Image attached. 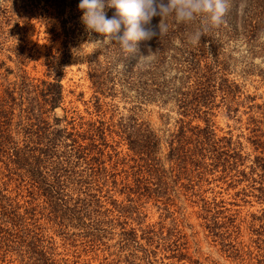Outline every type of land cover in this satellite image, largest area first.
Returning <instances> with one entry per match:
<instances>
[{
  "label": "rangeland",
  "instance_id": "374dc122",
  "mask_svg": "<svg viewBox=\"0 0 264 264\" xmlns=\"http://www.w3.org/2000/svg\"><path fill=\"white\" fill-rule=\"evenodd\" d=\"M79 3L0 0V84L11 85L16 75H26L33 82L52 80V70L60 76L62 99L46 114L50 121L52 117L98 118L95 105L99 101L101 110H115V120L125 116L149 128L159 138L160 146L145 148L154 151L164 167L160 175L166 172L165 190L133 194L134 202L126 216L117 212L108 218L101 215L96 240L84 236V226L75 225L73 219L61 229L58 222L62 220L46 211L36 214L32 223L36 225H30V229L41 232L43 244L51 243L56 257L69 264H264V237L259 240L262 237L257 234L264 233V218H253L264 210V197L260 195L264 174L249 168L256 155L264 158V146L252 142L257 138L264 141L260 110L241 105L230 116L225 106L218 104L210 116L217 137L232 136V140L242 142L243 163L237 170H243L246 177L236 170H225L221 159H214L233 151L227 146H189L206 157L200 164L190 158L179 163L168 146L169 134L178 127L177 106L173 98L160 103V97L150 92V84L145 81V71L158 53L163 57L158 72L168 78L181 75L177 69L183 68V61L192 58L213 63L217 52L224 62V76L253 98L248 104L264 106V0H225L226 13L218 27L207 24L203 17L191 25L176 24L168 18L167 32L159 35L160 17H153L149 27L157 35L138 42L131 53L122 51L115 40L107 43L102 34L87 30ZM115 11L105 0L106 17L112 18ZM255 23L259 24L256 31ZM197 29L205 35L193 45L188 37ZM123 31L121 25L118 34ZM149 48L152 51L148 53ZM147 54L155 59H146ZM251 115L256 122L249 121ZM195 124L204 123L195 119ZM116 150L125 160L117 165L109 163L108 184L100 194L104 208L110 206V194L117 203L129 204L131 191L124 186L137 182L140 163L132 160L133 151L126 145L116 146ZM122 230L134 233L127 246H123ZM29 241L25 237L4 243L9 247L0 244V264L28 263L25 245Z\"/></svg>",
  "mask_w": 264,
  "mask_h": 264
},
{
  "label": "trees",
  "instance_id": "16d2710c",
  "mask_svg": "<svg viewBox=\"0 0 264 264\" xmlns=\"http://www.w3.org/2000/svg\"><path fill=\"white\" fill-rule=\"evenodd\" d=\"M258 25L255 23L253 30L256 31ZM188 54L192 55L189 51ZM216 56L217 52L213 63L187 59L183 61V68L177 69L180 76L167 78L159 73L163 57L158 53L148 66L149 70L145 71L148 74L145 81L150 84V92L160 97V103L173 98L177 106L178 127L169 134L168 140L172 158L179 163L190 158L200 164L206 155L202 152L196 154L197 149L189 146H227L233 151L225 152L223 157L220 153L214 159L217 162L221 159L225 170H236L246 177L243 170H237L238 164L243 163L242 142L232 140V136L217 137L210 116L220 104L230 116L245 105L260 110L264 117V106L248 104L253 98L224 76V62ZM51 72L55 75L52 80L33 82L26 75H16L11 85L0 84V244L9 247L4 243L29 237L31 241L25 245L29 254L26 264H69L56 257L51 243L43 244L41 232L33 233L34 229H30V225H36L32 223L40 211L58 216L62 220L58 222L61 229L69 225L66 221L75 220V225L84 226V236L96 240L101 215L108 218L110 213L117 212L118 216H126L127 208H131L134 202L133 194L162 193L165 190L166 172L160 175L165 171L164 167L155 152L145 148L160 146L159 138L149 128H143L125 116L115 120V110H101L99 101L95 105L98 115L95 119L79 117L66 121L63 117H52L50 121L46 118L62 99L60 76L56 77L58 72ZM107 114L109 116L105 118ZM195 119L201 120L203 126L192 125ZM248 119L257 121L252 115ZM252 142L255 146H264L260 138ZM122 145L129 146L134 153L132 160L140 163L137 182L135 186H124L131 191L128 192L129 204L117 203L110 194L107 201L110 206L104 208L100 194L108 184L109 163L117 165L125 160L116 150V146ZM249 168L251 172L257 171L256 174L259 171L264 174V158L256 155ZM260 193L264 197L262 188ZM253 218L262 220L264 210ZM121 234L123 246L129 245L134 236L132 230L131 233L122 230ZM257 234L264 237L263 232ZM135 255L132 252L131 256Z\"/></svg>",
  "mask_w": 264,
  "mask_h": 264
},
{
  "label": "clouds",
  "instance_id": "9594fccd",
  "mask_svg": "<svg viewBox=\"0 0 264 264\" xmlns=\"http://www.w3.org/2000/svg\"><path fill=\"white\" fill-rule=\"evenodd\" d=\"M107 6L116 10L112 18L105 15V0H80L81 20L87 30L102 34L107 43L115 40L126 53L136 51L138 42L150 41L157 35L149 27L153 17H160V35L168 30V18L176 24L191 25L203 17L207 24L218 27L226 13L225 0H107ZM121 25L124 31L119 35ZM202 35H205L203 30H194L189 42L198 45ZM151 51L149 48L148 53ZM145 58L155 59L148 54Z\"/></svg>",
  "mask_w": 264,
  "mask_h": 264
}]
</instances>
